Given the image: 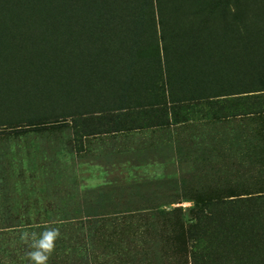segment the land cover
Here are the masks:
<instances>
[{
  "label": "rangeland",
  "instance_id": "rangeland-1",
  "mask_svg": "<svg viewBox=\"0 0 264 264\" xmlns=\"http://www.w3.org/2000/svg\"><path fill=\"white\" fill-rule=\"evenodd\" d=\"M96 1L37 0L36 39L26 44L34 62L21 72L2 63L23 59L6 31L10 18L19 17L20 26L30 12L9 6L0 17V264H34L33 234L38 239L51 229L59 236L46 264H161V251L170 253L182 236V218L161 210L182 208L186 222L197 202L264 191V114L176 124L201 114L197 106L174 104L162 87L149 89L148 52L118 60L82 44L68 69L54 64L60 39L72 45L74 30H95ZM52 5L73 28L55 40L46 15ZM244 14L246 29L241 25L242 35L231 40L241 83L264 76V5ZM142 22L125 18L122 25L144 38L149 29ZM195 55L217 62L211 50ZM142 233L166 242L147 246Z\"/></svg>",
  "mask_w": 264,
  "mask_h": 264
},
{
  "label": "trees",
  "instance_id": "trees-1",
  "mask_svg": "<svg viewBox=\"0 0 264 264\" xmlns=\"http://www.w3.org/2000/svg\"><path fill=\"white\" fill-rule=\"evenodd\" d=\"M247 1L248 4L246 0H98L92 24L95 30L89 35L80 30L82 26L78 32L74 30L78 37L72 45L66 38L60 39L58 52L61 60L54 64L68 69L69 56L81 57V52L77 51L82 44L89 46L90 52L94 49L96 54H108L118 60L137 52H148L153 57L152 65L143 74L153 76L151 85L146 84L149 89L162 87L164 92L168 90L174 104L197 106L196 113L201 114L200 117L194 114L176 124L194 122L197 118L201 122L218 124L223 120L260 116L264 114V76L251 77L249 82L241 83L232 69L237 63L232 55L237 54L238 48L232 46L231 40L234 32L236 38L242 35L241 25L246 29L244 10L253 5H264V0ZM35 2L37 0H5L0 6V17L3 12L7 16L11 7L30 12L24 24L21 22L23 26L15 21L19 17L10 18L6 31L17 50L21 49L23 59L17 60L13 55L2 59V63L8 62L9 67L17 72L33 66L35 55L26 50V44L30 36L36 39ZM114 5L120 7V12ZM125 5L130 9L124 8ZM53 8V5L49 7L46 15L55 25V29L48 32L55 40L60 30L69 33L73 28L67 17L53 15ZM125 18L141 27L144 18L149 33L141 38L136 30H128L122 25ZM99 33L102 39L93 46L92 38ZM249 48L253 49L252 43L248 44L247 50ZM201 50H211L217 62H200L195 54ZM92 87L94 89L93 84ZM174 88L182 91L181 94L175 97L172 94ZM160 214L182 218L180 222L177 218L176 222L182 238L170 253L161 251V259H165L161 264H264V191L197 202L188 210L190 217L186 222L182 208L170 212L161 210ZM141 236V243L147 246L166 242L163 235L153 238L150 235V239L145 233ZM132 239L137 243L138 238ZM71 248L74 259L78 252ZM155 254L157 252L153 256Z\"/></svg>",
  "mask_w": 264,
  "mask_h": 264
},
{
  "label": "clouds",
  "instance_id": "clouds-1",
  "mask_svg": "<svg viewBox=\"0 0 264 264\" xmlns=\"http://www.w3.org/2000/svg\"><path fill=\"white\" fill-rule=\"evenodd\" d=\"M59 236L58 229H51L42 232L39 238H36V234H33L32 247L34 251L29 253L30 258L34 261V264H46L49 256L55 248V241Z\"/></svg>",
  "mask_w": 264,
  "mask_h": 264
}]
</instances>
